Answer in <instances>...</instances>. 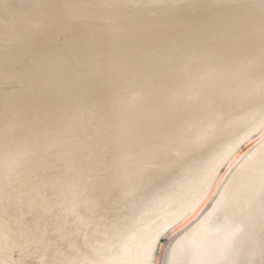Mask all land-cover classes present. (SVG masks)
I'll return each mask as SVG.
<instances>
[{
	"label": "bare ground",
	"instance_id": "1",
	"mask_svg": "<svg viewBox=\"0 0 264 264\" xmlns=\"http://www.w3.org/2000/svg\"><path fill=\"white\" fill-rule=\"evenodd\" d=\"M0 264H264V0H0Z\"/></svg>",
	"mask_w": 264,
	"mask_h": 264
},
{
	"label": "water",
	"instance_id": "2",
	"mask_svg": "<svg viewBox=\"0 0 264 264\" xmlns=\"http://www.w3.org/2000/svg\"><path fill=\"white\" fill-rule=\"evenodd\" d=\"M255 140H256V138H255L254 140H251V141L248 142L247 144H244V145L241 147V149L239 150V152L236 154V156H239V154H240L241 152H243L244 150H246L247 147H248L249 145H251ZM199 209H200V208H199ZM171 232H172V231H171ZM169 233H170V232H168V233L166 234V236H165L164 238L161 239V242H163V241L166 239V237L169 236Z\"/></svg>",
	"mask_w": 264,
	"mask_h": 264
}]
</instances>
